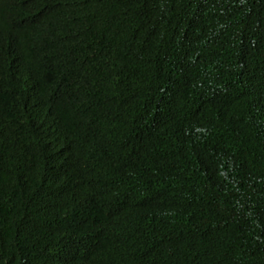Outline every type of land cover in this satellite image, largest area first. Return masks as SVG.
<instances>
[{
  "label": "trees",
  "instance_id": "obj_1",
  "mask_svg": "<svg viewBox=\"0 0 264 264\" xmlns=\"http://www.w3.org/2000/svg\"><path fill=\"white\" fill-rule=\"evenodd\" d=\"M0 264H264V0H0Z\"/></svg>",
  "mask_w": 264,
  "mask_h": 264
}]
</instances>
